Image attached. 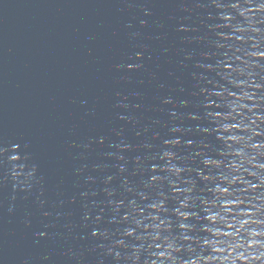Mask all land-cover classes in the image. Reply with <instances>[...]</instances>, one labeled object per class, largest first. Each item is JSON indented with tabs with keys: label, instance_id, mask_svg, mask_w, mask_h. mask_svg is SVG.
Segmentation results:
<instances>
[{
	"label": "water",
	"instance_id": "1",
	"mask_svg": "<svg viewBox=\"0 0 264 264\" xmlns=\"http://www.w3.org/2000/svg\"><path fill=\"white\" fill-rule=\"evenodd\" d=\"M237 2L0 0V146L18 145L20 156L10 161L14 166L8 163L13 153L0 155V264H132L126 257L141 241L123 233L151 235L148 217L157 213L150 205L162 197L166 212L159 217L179 235L174 212L185 197L173 195L170 174L160 171L165 151L185 169L179 181L171 177L181 191L193 186L185 181L194 182L189 199L196 207L189 212L203 215L200 200L210 205L218 194L208 192L212 185L197 172L218 174L202 160H221L226 150L209 113L229 123L235 116L212 93L240 95L224 79V67L259 65L252 72L261 88L256 96L264 97V58L251 55V40L261 38L236 39L241 33L232 28L245 24L230 7ZM224 15L234 17L231 26ZM255 51L264 52V41ZM208 103L213 107L205 108ZM175 139L181 141L175 148L164 143ZM152 176L161 182L152 184ZM187 223L197 231L201 226ZM121 239L124 247L117 246ZM145 259L142 252L139 264Z\"/></svg>",
	"mask_w": 264,
	"mask_h": 264
},
{
	"label": "clouds",
	"instance_id": "2",
	"mask_svg": "<svg viewBox=\"0 0 264 264\" xmlns=\"http://www.w3.org/2000/svg\"><path fill=\"white\" fill-rule=\"evenodd\" d=\"M216 7H221L217 4ZM231 9L243 17L244 25L236 24L232 30L233 33L240 32L241 35L236 37L239 41L245 35L260 37V40H251L254 51L251 53L253 57L264 58V52L255 51L264 41V33H262L258 25H264V2L253 5L252 0H241V2L230 5ZM147 14V13H146ZM259 16V20L257 19ZM222 19L227 26H231L234 17L232 15H224ZM222 39H231L222 37ZM244 40V39H243ZM248 41L244 40V43ZM238 59V58H237ZM259 60V59H256ZM244 68H232L230 65L224 67L227 75L224 79L234 88L240 90V95L227 89H221L212 93L221 104L229 107L235 116L232 117V123L227 120L217 119L220 114L212 115L209 113L210 119L218 122L215 132L217 138L226 146V150L221 151L219 156L221 160L204 157V153L197 155L204 157L202 163L205 168L218 171L216 175H205L202 171L197 172L199 178L206 184L212 185L208 188V192L215 194L216 199L210 205L209 199L200 200V209L203 215H198L195 211L189 212V209H195L196 202L190 201L194 182L185 181L186 184H192V187H186L181 191L178 183L172 181L171 177H175L179 181L185 169L176 166L173 161L177 159L175 153L165 151L161 159L166 162V167L160 169L170 174L169 185L172 188L174 196H184L185 198L178 201L179 207L175 210L174 215L180 221L178 224L179 235H173L171 221L162 220L159 213L166 212L165 199L162 197L157 203L150 205L152 212L157 215H150L148 219L152 221L151 235L136 236L135 230H125L124 237H135L141 241L139 247H134L133 254L126 257L132 261V264H139L141 253L147 252L148 259L144 264H264V97L258 98L257 91H261L260 85L255 83L253 68L259 67L257 64H249L246 61ZM233 73H237L240 77H245L244 81L238 82L233 79ZM207 95V93H206ZM235 96V99H233ZM170 101H165L169 103ZM246 102L253 106L248 107ZM219 107L220 105H216ZM211 103L205 104V108H211ZM247 112L250 115H245ZM239 118V119H237ZM233 129H239L242 135L237 136ZM173 132L179 129H173ZM207 131V130H205ZM227 134V135H225ZM233 141L234 143H229ZM165 145L169 148L177 147L181 141L175 139L165 141ZM191 146V142H188ZM239 145V147H237ZM18 145H12L10 148L0 146V155L3 157L8 153V163L15 157H20L18 153ZM222 160H227L225 164ZM15 168L19 173L20 168ZM12 169L13 180L19 179L20 174H15ZM35 171L29 172L27 179H31ZM156 172L155 167L152 168ZM161 181L156 177H151L152 184H159ZM223 185H227L224 187ZM231 189V191L229 190ZM180 193L181 195H177ZM147 199V197H141ZM120 205H117L119 207ZM133 211L143 216L144 209H138L135 204L130 205ZM214 209V211H213ZM207 213V215H205ZM196 219H190L189 217ZM100 218L97 217V220ZM125 221L129 219L127 215L123 218ZM195 220L200 222L199 230L187 222ZM207 220L208 223H204ZM157 221H159L157 223ZM137 228L141 227L140 221H134ZM149 231V226L144 227V232ZM43 233L41 237L43 238ZM95 237L100 235L107 238L108 234L93 231ZM150 241L147 249L144 248V242ZM119 247H124V241L121 239ZM109 254L112 250L109 249ZM180 254L187 257L181 259ZM115 258L120 259V253H115Z\"/></svg>",
	"mask_w": 264,
	"mask_h": 264
}]
</instances>
